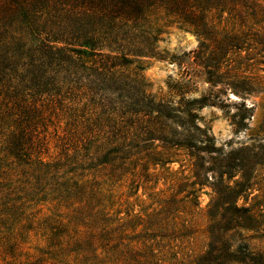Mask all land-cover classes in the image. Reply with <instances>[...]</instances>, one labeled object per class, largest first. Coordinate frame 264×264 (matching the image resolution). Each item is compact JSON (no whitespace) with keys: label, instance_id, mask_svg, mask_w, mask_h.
Listing matches in <instances>:
<instances>
[{"label":"trees","instance_id":"16d2710c","mask_svg":"<svg viewBox=\"0 0 264 264\" xmlns=\"http://www.w3.org/2000/svg\"><path fill=\"white\" fill-rule=\"evenodd\" d=\"M164 19L195 32L192 63L210 86L264 93V77L251 75L264 66V0H0V249L11 259L4 264H16L36 237L41 256L24 264H264L236 257L248 252L245 233L263 217L246 205L264 153L216 148L198 114L224 107L216 94L189 100L175 84L177 101L158 99L139 73L141 59L159 57ZM247 113L242 104L229 117L235 134L247 129ZM173 149L194 159L193 181L147 213L115 210V188H153L149 166L170 164ZM202 179L215 194L209 242L184 263L175 243L190 229L176 220L197 205Z\"/></svg>","mask_w":264,"mask_h":264},{"label":"rangeland","instance_id":"374dc122","mask_svg":"<svg viewBox=\"0 0 264 264\" xmlns=\"http://www.w3.org/2000/svg\"><path fill=\"white\" fill-rule=\"evenodd\" d=\"M163 24L161 40L156 44L159 57L141 59V64L138 66L149 92L158 99L177 101L178 97L171 94L169 86L179 84L188 89L186 98L189 100L216 94L220 98L219 103L224 107L206 106L198 112L202 119L199 124L209 129L216 148L224 147V151L229 152L247 146L261 156L264 153V93L255 92L248 96H239L226 85L210 86L205 80L202 69L192 63L193 51L199 45V38L195 32L174 23L171 19H164ZM227 24L231 25L230 22ZM229 59L230 66H234L237 62L235 56H230ZM262 67L264 68L262 65H256L251 75L255 78L264 77V72L258 70ZM133 68L134 66L130 70ZM242 104L248 111L249 119L245 120L248 126L246 130L235 134L229 117L236 113ZM170 161V164L149 166L151 174L149 186H154L153 188H139L135 195H132L135 190H130L129 183L122 188H115L117 194L114 198L115 210L121 211L124 215L126 212L147 213L155 207V200L158 197L175 194L180 184L193 181L194 159L190 158L186 150H171ZM235 176L238 180L240 174L235 173ZM201 181L202 186H196V189H199L197 205L188 206L176 220L178 226L184 225L185 228L190 229V234L175 243L177 248L174 251L177 252V259L184 263L203 254L209 242L207 229L210 221L207 212L215 194L209 179ZM250 184V191H247V194L250 192L252 194L246 206H256L255 213L262 214L263 217L259 218V228L256 227L255 231L245 233V236L250 237L246 242L249 247L248 252L244 255L237 254L236 257L264 260V164L255 167ZM185 190L188 191L189 187ZM244 200L245 198L241 197L238 205H244ZM236 242L237 239H235V247L238 246ZM43 247L44 243L41 239L30 238L21 248L15 263L24 264L37 260L41 256ZM5 262H11V259L5 255L3 249H0V264ZM246 264L259 263L247 261Z\"/></svg>","mask_w":264,"mask_h":264}]
</instances>
